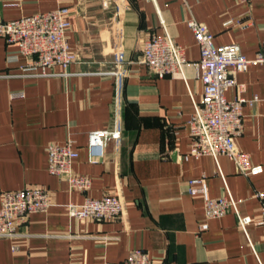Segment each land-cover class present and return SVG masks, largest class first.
<instances>
[{
  "label": "crops",
  "instance_id": "1",
  "mask_svg": "<svg viewBox=\"0 0 264 264\" xmlns=\"http://www.w3.org/2000/svg\"><path fill=\"white\" fill-rule=\"evenodd\" d=\"M120 17L100 0H0L5 20L69 8L66 40L76 59L42 74L0 37V192L27 185L49 191L52 204L0 238V264H120L142 249L152 264H264V227L245 231L237 216L254 221L260 212L255 191L264 189V65L236 74L242 95L243 129L237 147L257 174L244 176L226 155H188L189 120L202 94L193 62L200 56L186 20L204 23L217 46L235 43L247 57L264 42V0H124ZM183 49L182 73L157 77L142 63L144 42L164 28ZM118 62L122 91L115 94L108 71ZM235 89L225 91L228 99ZM104 157L88 160V133L112 129ZM72 141L74 171L90 178L85 192L48 170V145ZM184 155H187L185 158ZM204 177L212 198L230 195L236 210L208 218L201 193H188L190 179ZM118 195L115 219H76L69 203ZM237 212V213H236ZM205 225V227H203Z\"/></svg>",
  "mask_w": 264,
  "mask_h": 264
},
{
  "label": "built area",
  "instance_id": "2",
  "mask_svg": "<svg viewBox=\"0 0 264 264\" xmlns=\"http://www.w3.org/2000/svg\"><path fill=\"white\" fill-rule=\"evenodd\" d=\"M104 10L114 11L121 16L124 0H100ZM69 8L54 10L5 20L0 8V37L8 43H15L19 53L30 59L28 65L40 68L42 74L54 65L67 67L76 56L69 49L66 31L69 28ZM193 37L199 46L200 56L192 64L202 82V94L194 104V112L189 120L191 144L188 155H226L235 164L236 171L244 176L259 173L260 165L251 163L249 155L236 145V138L242 133L245 103L257 101V97L246 99L242 93L245 87L236 80V74L246 71L253 63L264 65V42H261L254 57L249 58L239 45L229 43L217 46L208 27L194 18L186 20ZM164 28L163 35L152 34L144 42L142 63L157 77L173 76L182 73L186 62L183 49L176 44ZM114 76L115 94L122 91L121 70L118 62L107 72ZM235 89V97L228 99L225 91ZM108 139L120 141L118 122L112 129L93 130L88 133V160L97 162L104 157V147ZM48 170L51 174L66 179L70 190L85 192L90 187V178L73 169V161L78 156L72 141L64 144L50 143L47 149ZM186 158L187 155H184ZM188 193H201L204 198V211L208 218L224 215L230 208L236 210V202L230 195L212 198L207 194L204 177L190 179ZM260 201V212L254 221L250 216H237L240 227L250 223L264 227V189L255 191ZM52 204L49 191L43 187L27 185L18 190L0 192V238H13L18 235L17 227L27 221L30 214L46 212ZM68 214L72 218H91L96 221L115 219L121 215L123 204L118 195H104L101 198L85 197L81 204L69 203ZM237 213V212H236ZM205 227V225H203ZM120 264H152L146 252L133 249Z\"/></svg>",
  "mask_w": 264,
  "mask_h": 264
}]
</instances>
